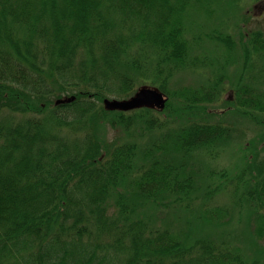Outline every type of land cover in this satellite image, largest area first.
Listing matches in <instances>:
<instances>
[{"label": "trees", "instance_id": "16d2710c", "mask_svg": "<svg viewBox=\"0 0 264 264\" xmlns=\"http://www.w3.org/2000/svg\"><path fill=\"white\" fill-rule=\"evenodd\" d=\"M236 1L0 0V264H264V131L230 174L193 164L243 141L230 115L264 128V30ZM140 85L165 107H106Z\"/></svg>", "mask_w": 264, "mask_h": 264}, {"label": "rangeland", "instance_id": "374dc122", "mask_svg": "<svg viewBox=\"0 0 264 264\" xmlns=\"http://www.w3.org/2000/svg\"><path fill=\"white\" fill-rule=\"evenodd\" d=\"M237 7H238V15L241 16V14H247L249 15L250 19H249V23L246 26L247 29H257L260 28L262 30H264V9L262 11L259 10H255L254 9V5L257 3L256 0H237ZM240 4V5H239ZM226 17V16H225ZM220 19L217 18H213V20L211 21V24H217ZM195 21H197V25L195 26L194 30L195 32L198 30L199 25H202L204 27H208V22L206 21L205 18L203 17H198ZM235 26L233 25V22L230 24L228 23V28L227 30L234 36H236L238 34V30H236L234 28ZM204 47L208 50H204L203 53L205 55H208L210 52V46L208 44H204ZM203 48V49H205ZM201 50V49H198ZM257 65H260V67H256L253 71H251L248 76H246V82L247 83H255V86L258 87L261 90H264V77L260 76L261 74H264V68L263 65L264 63H258ZM238 67L239 65L236 64L230 68V74L229 77L230 80L227 81L224 85V92H223V99L224 97L228 96V91H230V89L232 88V81H235L236 78L238 77L236 73H238ZM210 76V70L204 67H201L199 69H195V70H182L180 72H178V77L177 79L174 81L173 83V88H177L181 89L183 87H196V86H202L208 79V77ZM234 76H237L234 78ZM259 77V78H258ZM207 79V80H206ZM141 87H137L136 91H139L142 88V85H140ZM151 87V85H149ZM149 86L145 87V88H150ZM216 108H219L220 112L224 109L225 106H223L222 103H219L217 105H215ZM236 115V114H235ZM229 122L234 126V128L237 130L236 133V137L239 136L240 134H242L243 132L245 133V136L243 138L242 142H239V144H234L232 147L227 148L225 151H219V154H217V158L215 160L210 159V158H205L204 156L200 155L199 158L202 160V162H197V161H193L196 165V169L198 170V168L200 170H202V174L201 176L204 177L207 174H209L212 170V168L216 169L217 171L219 170H229V174L234 172V170L237 167L236 162L238 160V157H241V149H242V144L247 143L248 141H250L251 139L257 137L259 134H263L262 131H264V128H260L257 125H253L252 123L248 122L246 119L242 118V116L239 118L237 116L235 117H231V115L229 116ZM149 141V137H146L144 139V142ZM263 147H261V160H264V144H262ZM245 153V152H244ZM243 153V155H244ZM242 155V156H243ZM197 158V157H196ZM206 162V163H205ZM202 164H204L206 166V168H204L202 166ZM208 164V165H207ZM225 193V192H224ZM230 202V198L228 197V195L224 194L220 197V199L218 200L219 204H223L224 206H228ZM241 224V223H239ZM245 229V224H241L237 227V232L241 233V236L238 237V240H246L245 237L243 236V231ZM235 237V235H234ZM247 245V243L245 244Z\"/></svg>", "mask_w": 264, "mask_h": 264}, {"label": "water", "instance_id": "95a60500", "mask_svg": "<svg viewBox=\"0 0 264 264\" xmlns=\"http://www.w3.org/2000/svg\"><path fill=\"white\" fill-rule=\"evenodd\" d=\"M166 102L167 98L157 89L142 88L128 100L107 99L105 100V105L108 109L130 111L136 108L149 106L164 108Z\"/></svg>", "mask_w": 264, "mask_h": 264}]
</instances>
